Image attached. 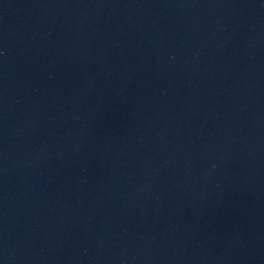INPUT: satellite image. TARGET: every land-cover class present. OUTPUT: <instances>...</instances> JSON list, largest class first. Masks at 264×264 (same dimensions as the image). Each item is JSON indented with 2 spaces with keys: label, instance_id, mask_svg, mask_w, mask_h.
Returning <instances> with one entry per match:
<instances>
[{
  "label": "water",
  "instance_id": "95a60500",
  "mask_svg": "<svg viewBox=\"0 0 264 264\" xmlns=\"http://www.w3.org/2000/svg\"><path fill=\"white\" fill-rule=\"evenodd\" d=\"M0 264H264V0H0Z\"/></svg>",
  "mask_w": 264,
  "mask_h": 264
}]
</instances>
